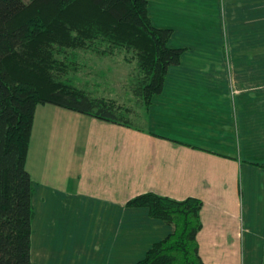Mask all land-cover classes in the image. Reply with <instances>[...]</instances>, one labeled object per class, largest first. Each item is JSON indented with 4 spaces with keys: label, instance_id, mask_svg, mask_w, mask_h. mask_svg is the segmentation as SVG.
Returning <instances> with one entry per match:
<instances>
[{
    "label": "crops",
    "instance_id": "obj_1",
    "mask_svg": "<svg viewBox=\"0 0 264 264\" xmlns=\"http://www.w3.org/2000/svg\"><path fill=\"white\" fill-rule=\"evenodd\" d=\"M183 50L142 128L36 109L33 264H138L175 228L146 194L203 203L204 264H264V0H147Z\"/></svg>",
    "mask_w": 264,
    "mask_h": 264
},
{
    "label": "trees",
    "instance_id": "obj_2",
    "mask_svg": "<svg viewBox=\"0 0 264 264\" xmlns=\"http://www.w3.org/2000/svg\"><path fill=\"white\" fill-rule=\"evenodd\" d=\"M172 31L156 28L147 0H0V264H33L34 186L26 164L39 105H53L101 121L142 128L183 50ZM125 52L136 64L135 96L142 111L95 97L68 78L80 51ZM141 112V113H140ZM175 231L138 264H204L198 243L203 203L146 194L132 200Z\"/></svg>",
    "mask_w": 264,
    "mask_h": 264
},
{
    "label": "rangeland",
    "instance_id": "obj_3",
    "mask_svg": "<svg viewBox=\"0 0 264 264\" xmlns=\"http://www.w3.org/2000/svg\"><path fill=\"white\" fill-rule=\"evenodd\" d=\"M78 56V70L68 76L73 85L88 89L95 97L113 99L130 110L128 117H133L136 110L142 111L134 93L136 64L127 62L128 54L99 56L82 50Z\"/></svg>",
    "mask_w": 264,
    "mask_h": 264
}]
</instances>
